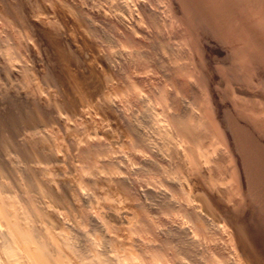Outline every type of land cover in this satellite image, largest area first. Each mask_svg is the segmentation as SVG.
<instances>
[{
    "label": "bare ground",
    "instance_id": "1",
    "mask_svg": "<svg viewBox=\"0 0 264 264\" xmlns=\"http://www.w3.org/2000/svg\"><path fill=\"white\" fill-rule=\"evenodd\" d=\"M56 2L0 0V17L27 34L11 40L13 46L3 45L0 35V264H264L263 228L244 208V213L233 209L245 174L235 145L229 151L218 145L199 118L206 111L194 116L179 108L181 99L167 83L156 90L165 110L152 107L150 91L143 88L152 78L146 66L156 67L165 55L159 27L149 38L142 27L149 22L139 24L141 15L143 21L153 17L155 7L146 9L141 0ZM229 5L228 18L239 21L246 36L258 29L263 46L264 0ZM115 10L120 12L114 16ZM122 11L130 13L129 21ZM104 37L120 47L105 50ZM149 41L163 50L156 57L131 48ZM138 58L142 63L133 70L130 64ZM118 61L128 63L125 73ZM260 106L264 113V103ZM260 119L264 124V115ZM234 168L237 175H231ZM157 210L163 216L153 219ZM169 211L185 216L186 224L165 216ZM196 236L219 245H209L204 261L176 258L174 244L195 249L201 240Z\"/></svg>",
    "mask_w": 264,
    "mask_h": 264
},
{
    "label": "rangeland",
    "instance_id": "2",
    "mask_svg": "<svg viewBox=\"0 0 264 264\" xmlns=\"http://www.w3.org/2000/svg\"><path fill=\"white\" fill-rule=\"evenodd\" d=\"M99 1H101V0H99ZM141 1L143 2L144 7L146 5V9H150V8L153 9L152 6H154L155 8L153 10H154L155 14L153 15V17L151 16L150 19H146L147 21L146 20L143 21V19L145 17L143 18V16L141 15V17L139 19V24L143 25L145 22H149L148 25H147V23H145L142 26L146 29V32H147V35L149 38H152V36L155 35V31L158 30V27L160 30V31L159 30L158 31L160 33L157 32L156 35L157 34L162 35V36L164 35L163 36L164 41L162 40V42L164 43V49L163 50L165 52L160 49V44H156V43L152 44L150 41L146 45H143V46L141 45V47L139 49L137 46L131 47V48H134L135 50L137 48V50H139V51L141 50V52H143L144 50L149 51V54H152V56L155 55V57L157 55H159V53H161L162 51L165 54L162 62H157L156 67H153L149 64L146 66V68H148L147 71L150 72L152 75V78H151L152 80L150 79L151 81L150 80H149V82L147 81L148 83L147 82L143 83V88L149 89L148 91H150L148 98L150 99L151 103H153L152 107H156V108L158 107L159 108V105H160L161 108H159V109L165 110V107L162 106L165 102H161L160 98L157 96V93H156V90L158 91V89L165 83V85L168 84L167 87L169 88L170 91L172 90V93L176 92L175 93V97L177 96L176 99L182 100V102H180L181 100L178 101L179 102L178 103L179 108L184 109L183 107H185L188 110V112L190 111L194 116L195 115L200 116L202 114V113L201 114L199 113L200 110L202 112L206 111L204 114H206L207 118H208V116L210 118H213V122L211 123V121H210L211 119L210 118L207 119L204 114H202L203 116L201 115L199 117L201 120V123L204 124L203 125L204 128L206 127L205 125L207 123H208L207 127L210 126L209 128H207V127L205 128L207 131H209V132L206 131V133L209 134L210 136H212V138L215 135L213 140H216V142H217L218 141L217 139H219L218 145H220L219 142H221V146L222 145L226 146V147L229 146L230 148H231V144L233 146L235 145L234 146L235 150L238 151L239 156H240V158H239L240 160L238 161L239 162V168L241 166H242L241 168H243V169L246 167V169H244V170L242 169V171H241V169H238L241 171V173L243 172V174L244 173L245 174L243 175V177H241L242 181H243V182H241V184H242L241 188L242 189H240V191H239L241 194V195L239 194V197L241 199L236 200L237 204L235 203L236 206L233 209L237 212H238V210L240 212L241 211L243 212V210H244L245 214H246V212H249L250 215L252 214L251 215L252 218L254 216H256L253 219L256 218L255 222L257 224L259 223L258 225L261 229L263 228V230H261V229L260 230L262 231L263 236H264V224H263L264 223L263 222L264 216H261L262 214L264 215V211H263L264 207L261 206L262 204H264L263 203L264 202V196H263L264 195V191H263L264 190V186H263L264 185V124L261 122V119H260V117L262 118V116L264 115L263 108H261L262 106H260L264 103V100H263L264 99V97H263L264 96V93H263L264 92V82H263L264 76L262 75V74H264V70H262V69H264V67H263L264 66V64H263L264 63V59H263L264 58V50H262V49H264V45L262 46V44H259L262 42L260 40V35H261L260 31H257L258 29H256V31H254L252 33V35H250L251 37L249 35L246 36L247 33L245 32L243 26L240 25V22L238 21V22L233 23V20L232 19L230 20L228 18V16L226 14L232 10L231 8H229L230 0H225V1L224 0H219V1L218 0H190V1L186 0L187 3L184 0H182V3H180L181 0H169V1L168 0H154V2H152L153 1L152 0L151 2L153 4L149 2L150 0H141ZM170 1L171 2L173 1V3H171ZM178 1H179V3H178ZM49 2L54 3V2H56V0H49ZM221 2H222V4H220ZM158 3L160 4L159 6L157 5ZM170 3H171V5H169ZM161 4H163V5H161ZM82 5L85 7V5H86L85 2ZM97 5H99V3H97ZM213 5H214V7H213ZM163 6L165 8H163ZM166 6L167 7L169 6V7L167 8ZM207 7L209 8V10L207 9ZM220 7H222V8H220ZM205 9H207V10H205ZM222 9H223V11H221ZM169 10H171V11L168 12ZM115 11L113 12L114 16L116 15L118 10H115ZM202 11L204 13H202ZM211 11H214V12H211ZM118 12H120V11H118ZM123 12L124 11H122L123 19L125 18L124 20L129 21L128 18H131V17H129L130 13H127V12L123 13ZM140 12H143V11L140 10ZM162 12H164L165 14ZM107 13L109 14V12H106V14ZM211 13H213V15ZM219 13H220V15H219ZM223 14H225V15H223ZM170 15L177 16V17H172ZM204 15H206V16L204 17ZM179 16H181V17H179ZM165 17H166V19H165ZM154 18H156L157 20H155ZM162 18H164V19H162ZM167 18L169 20H167ZM205 18H207V19L205 20ZM151 19H154V20H151ZM158 19H160V22ZM224 19L227 21L226 23H224L225 22ZM163 20L165 21V23H163L164 22ZM171 21L173 23H171ZM228 21H230V22L228 23ZM0 23L3 24V25H1V28H0L1 39L6 40V41H4L3 45L7 44V43H11L12 42L11 40H15V41L19 42V40H20L19 37L21 35L26 34L25 32L23 33L19 29L16 30L15 28H17V27L14 26L13 24H11V22L5 18L0 17ZM47 24L48 23H46L45 26H47ZM126 25H128V24H126ZM158 25H160V26H158ZM155 26H156V28H155ZM148 27H150V29L152 28L151 32H150ZM12 28L14 29V31ZM165 28H167V29H165ZM50 29H51V27H50ZM192 29H194V30L192 31ZM209 29H210V31H209ZM238 29H239V31H238ZM55 30H57V29L56 28L54 29L52 27L51 32L54 33ZM169 31H170V33H169ZM186 31H187V33H186ZM17 32L19 33L18 35L16 34ZM173 32H175V33H173ZM12 33H13V37H12ZM106 33L108 34L106 36L108 38H111L110 35H113L115 33V29L112 28L109 30V32H106ZM116 33H117V31H116ZM133 33H135V32H133ZM135 35H137V34H135ZM232 35L234 36V38L232 37ZM240 35H242V37ZM23 37L24 36H22V38ZM203 37H204V39H203ZM108 38L104 37L103 45L105 44L104 45L105 47L103 46V48L105 50H110L111 47H112L111 50H115L118 47H120V44H117L114 39L111 40ZM247 38H248V40H247ZM105 40L106 41L108 40L107 43ZM251 40L252 41L256 40V41L254 43ZM235 41H237V42H235ZM194 42H195V44H194ZM12 43H14V42H12ZM12 43L10 45L13 46ZM256 43L258 45H256ZM207 44H210V45H207ZM248 45H250V47ZM254 45H255V47H254ZM200 46L202 48L204 46H206L207 48L205 47L206 49L203 48L201 50ZM128 47H130V46H127L126 49H129ZM175 47H176V50H174ZM199 48L201 51L198 50ZM250 48H252L251 49L252 52L250 51ZM256 48H258L257 51H259V49H261L260 50L261 52L260 51L257 52ZM134 49H133V51H135ZM248 49H249V51H248ZM255 51L257 52L256 53L257 55H258V53H260V55H258V58H260L259 60H258V58L255 59V57L257 56L255 54ZM210 52H212V53H210ZM179 55H180V57H179ZM260 60L263 61V63ZM132 61H134V62L130 65L133 67L132 68L133 70L138 68V66H136V63H139V64L142 63L141 59H139V58L134 59ZM252 61H253V63H252ZM181 63H183V64H181ZM159 64H160V66H159ZM127 65H128V63H126L125 61L124 62L118 61L116 67L119 68L121 73H125V71L127 69V67H126ZM179 65L180 66L183 65V69H182V66L179 67ZM210 65H212V66H210ZM223 65H225V66H223ZM226 65H228V66H226ZM177 66H178V68H176V69L174 68L176 70V73L178 72V74L176 75L175 73H173L174 72L173 67H177ZM172 69H173V71H172ZM177 69H179L180 71ZM160 71H161V73H160ZM155 72L160 73V74H158L159 76L163 72L164 73L161 75V77L155 79V78H153V77H155V74H154ZM168 74H170V75H168ZM175 76H176V78H175ZM150 85H152V86H150ZM148 86H150V87H148ZM192 87H193V89H192ZM174 89H176V90H174ZM241 89H242V91H241ZM243 90H247V91L244 92ZM239 91L242 93L239 94L240 93ZM249 93L251 94L250 95L251 97L249 96ZM151 95H153V96H151ZM230 96H232V97H230ZM253 98H254V100H252ZM207 99L209 101H207ZM211 99H214V100L212 101ZM242 99H243L244 103L242 102ZM249 101H251V102H249ZM175 103H177V101ZM248 103L251 105H249ZM257 103H258V106L256 105ZM192 104L193 105L196 104L197 108H196V106H193ZM209 104H210V106L207 107ZM212 104H213V106H211ZM246 104H248V105H246ZM254 104H255V106H254ZM176 106L177 105L175 104V107ZM191 106H192L193 110H191L192 109ZM194 107H195V110H194ZM198 107H200V108H198ZM221 108L222 109L226 108V109H224V111H221L222 110ZM246 108H251V110L250 109L247 110ZM242 109H245V110L243 111ZM210 110H211V113H210ZM219 112L220 113L223 112V113L218 114ZM244 114H246V115H244ZM261 114H263V115H261ZM217 116L219 119L217 118ZM215 118L218 120H216ZM257 119H259L260 121ZM203 120L204 121L206 120V121L203 122ZM255 120L258 121V123ZM214 121H216V122H214ZM222 123H225V124L222 125ZM226 126H228L229 128ZM242 127H243V129H242ZM226 128L228 130H226ZM210 129H211V131H210ZM218 130H219V133H218ZM231 130H232V132H231ZM242 130H244V131H242ZM229 132H230L231 137L228 134ZM215 133L220 134V135H216ZM225 133L229 135L228 137L231 138L232 141L230 139H228V137H227V135H225ZM233 133H234V135H233ZM96 136L106 138V136H104L100 132H96ZM221 136L224 137V138L222 137V140H220ZM216 137H218V138H216ZM251 137H253L254 139ZM223 141H225V142L223 143ZM258 141H259V143H258ZM243 143H246L247 145L243 144ZM242 144H243V146H242ZM248 145H250V146H248ZM229 147H227L226 149H228ZM243 147L245 149H242ZM230 148L228 149V151L230 150ZM135 149H137V148H135ZM255 151H257V152H255ZM253 153H257V155L253 154ZM226 162H227V160H226ZM227 163L229 166L230 165L233 166L232 162L229 163V157H228ZM240 163H244V164L241 165ZM243 165L245 167H243ZM258 169H259V171H258ZM233 171H236V169L234 168ZM233 171H232L231 175H237L238 174L237 171H236V174H235V172L233 173ZM141 178H143V177H141ZM256 181H258V182H256ZM250 182H252V183H250ZM256 184L258 187L259 186L260 187L258 188L256 186H254ZM252 186H253V188H252ZM255 193H256V195H255ZM261 193H262V195H261ZM245 194H246V196H245ZM249 196L252 198H250ZM247 197L250 198L253 203L251 202L250 199H247ZM244 199H245V201H244ZM246 199H247V201L248 200L249 201L246 202ZM262 200H263V202H262ZM238 205H240V207H237ZM247 206L251 207V208H247ZM253 207L254 208L256 207L255 209H253V211L254 212L258 211L259 213L258 212H255V213L252 212L251 209ZM261 209H262V211H260ZM157 211H158L157 213L154 211L151 213V215L152 214L154 215L152 217L153 219H154V217L158 218L159 216L160 217L163 216V214H161L159 212V210H157ZM165 216L170 217L172 220H175L176 222H183L185 224L187 222L186 217L181 215L180 213L176 214L174 212L169 211L165 214ZM260 222L262 223V225ZM148 235L143 234L144 237L145 236L148 237ZM196 237L198 240V238L200 236H196ZM200 239H201V237L199 238V240ZM199 240H198V242H199ZM216 244L219 245V243H216V242L205 243V242H203V239H201L200 243L198 244V246L195 249L194 248H192V250H190L189 248L185 249V246L183 248H181V246L174 244V250H176V252H177L176 256L178 255L176 258H180V259L183 258L184 259V257H187V258H185V260H187V262H189L193 259L194 260L199 259L201 261H204L206 256H207V258L210 257L208 255L209 250L207 249L210 247L209 245H211V247H212L214 245L216 246ZM205 246H207V247H205ZM205 248H206V250H204ZM178 251H180L181 253ZM188 251L191 252L190 254H192V255H188L187 254ZM207 251H208V253H207ZM184 252H187V253H184ZM201 253H202V255H201ZM184 254H185V256H184ZM181 256H183V257L181 258ZM137 264H141V263L138 262ZM144 264H147V262Z\"/></svg>",
    "mask_w": 264,
    "mask_h": 264
}]
</instances>
